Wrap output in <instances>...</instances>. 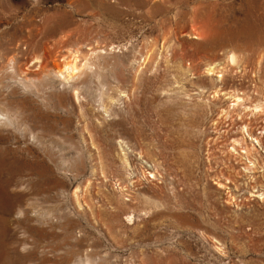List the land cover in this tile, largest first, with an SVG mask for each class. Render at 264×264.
I'll list each match as a JSON object with an SVG mask.
<instances>
[{"label":"rangeland","instance_id":"rangeland-1","mask_svg":"<svg viewBox=\"0 0 264 264\" xmlns=\"http://www.w3.org/2000/svg\"><path fill=\"white\" fill-rule=\"evenodd\" d=\"M0 58V264H264V0H0Z\"/></svg>","mask_w":264,"mask_h":264},{"label":"bare ground","instance_id":"bare-ground-1","mask_svg":"<svg viewBox=\"0 0 264 264\" xmlns=\"http://www.w3.org/2000/svg\"><path fill=\"white\" fill-rule=\"evenodd\" d=\"M60 24H61V23H60ZM60 24L57 23V26L60 25ZM205 26H206V25H205ZM208 29H209V28H208ZM199 30H200V29H199ZM202 32H203V31H202ZM201 34H202V33H200V32L197 30V32H192V33H190V36H191V38H193V39H198V37H201ZM202 36H204V35H202ZM230 51H231V50H230ZM230 51H229V52H230ZM229 52H228V53H229ZM230 53H231V52H230ZM74 55H75V54H74ZM230 55H231V54H230ZM235 55H236V53H235ZM233 56H234V55H233ZM233 56H232V55L230 56V59H231V60H233ZM228 57H229V56H228ZM234 57H235V56H234ZM237 57H238V56H237ZM76 58H77V56H76ZM235 58H236V57H235ZM0 59H1V58H0ZM72 59H73V58H72ZM2 60H3V59H2ZM13 60H14V59H13ZM75 60H76V59H75ZM234 60H236V59H234ZM234 60H233V61H234ZM11 61H12V60H10V62H11ZM13 62H15V60L12 61V63H13ZM71 62H72V60H71ZM74 62H75V61H74ZM230 62H231V61H230ZM230 62H229V63H230ZM236 62H237V60H236ZM238 62H239V60H238ZM66 63H67V62H66ZM2 64H3V63H2ZM76 64H77V62H76ZM232 64H233V63H231V65H232ZM15 65H16V64H15ZM63 67H64V69L66 70V72H67V70L70 71V73H71V72H72V73L75 72V71H74L75 67H74V64H72V63H70V64H68V65H65V64H64ZM12 69H13V68H12ZM3 70H4V69H3ZM76 70H77V69H76ZM6 71H7V70H6ZM63 71H64V70H63ZM63 71H60V69H59L57 72H58L59 75L62 76V75L64 74ZM7 72H8V71H7ZM12 72H13V71H12ZM12 72H11V73H12ZM5 73H6V72H5ZM14 73H15V71H14ZM14 73H13V74H14ZM6 74H7V73H6ZM0 75H2V73H1ZM64 75H65V74H64ZM70 75H71V74H70ZM70 75H69V77H70ZM66 76H68V75H66ZM7 77H8V76H7ZM63 77H64V76H62V78H63ZM9 78H10V77H9ZM12 78H13V77H12ZM64 78H65V77H64ZM3 79H4V78H3ZM14 79H15V78H14ZM16 79H17V78H16ZM2 81H3V80H2ZM1 84H2V83H1ZM6 89H7V88H6ZM1 91H2V89H1ZM1 118H4V117L2 116Z\"/></svg>","mask_w":264,"mask_h":264}]
</instances>
